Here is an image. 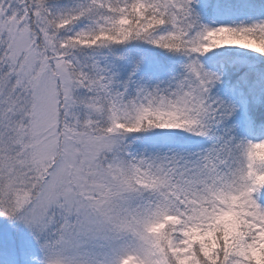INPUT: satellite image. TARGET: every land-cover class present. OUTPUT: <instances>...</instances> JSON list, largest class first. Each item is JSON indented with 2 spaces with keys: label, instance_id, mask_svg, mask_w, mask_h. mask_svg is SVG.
Instances as JSON below:
<instances>
[{
  "label": "snow or ice",
  "instance_id": "1",
  "mask_svg": "<svg viewBox=\"0 0 264 264\" xmlns=\"http://www.w3.org/2000/svg\"><path fill=\"white\" fill-rule=\"evenodd\" d=\"M0 264H264V0H0Z\"/></svg>",
  "mask_w": 264,
  "mask_h": 264
}]
</instances>
